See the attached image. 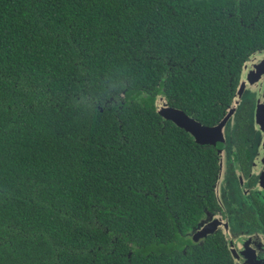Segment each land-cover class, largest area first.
<instances>
[{
    "label": "trees",
    "instance_id": "trees-1",
    "mask_svg": "<svg viewBox=\"0 0 264 264\" xmlns=\"http://www.w3.org/2000/svg\"><path fill=\"white\" fill-rule=\"evenodd\" d=\"M262 51L264 0H0V264H234L190 238L218 150L161 108L217 125Z\"/></svg>",
    "mask_w": 264,
    "mask_h": 264
},
{
    "label": "flooded vegetation",
    "instance_id": "flooded-vegetation-1",
    "mask_svg": "<svg viewBox=\"0 0 264 264\" xmlns=\"http://www.w3.org/2000/svg\"><path fill=\"white\" fill-rule=\"evenodd\" d=\"M242 98L241 110L248 108L245 150L237 149V139L230 138L227 130L223 147L228 154L223 158L221 178L215 185L219 207L204 213L190 238L193 240L197 230L217 219L220 226L211 235L219 232L225 243L228 238L233 241L235 250L240 252L238 264H264V160L258 161V156L264 154V140L252 138L247 129L256 117L257 94H243Z\"/></svg>",
    "mask_w": 264,
    "mask_h": 264
},
{
    "label": "water",
    "instance_id": "water-1",
    "mask_svg": "<svg viewBox=\"0 0 264 264\" xmlns=\"http://www.w3.org/2000/svg\"><path fill=\"white\" fill-rule=\"evenodd\" d=\"M243 94L248 96H258L257 113L254 120L249 122L247 129L253 130L257 136L253 138H261L264 140V51L256 52L251 55L243 65L240 84L233 97L230 107L228 108L222 120L214 126H204L192 117H189L183 111L170 107L164 104L161 108V114L167 119L172 121L178 127L190 133L195 141L200 144L213 145L219 154V179L223 170V143L222 140L228 135L234 138L235 126L237 123L238 114L243 106ZM258 114V115H257ZM264 151V149H263ZM264 154L258 156V161L262 163ZM219 221L213 220L206 224L201 229L197 230L193 235V240L206 239L209 235L215 232L220 226ZM227 249L230 252L234 264H238V255L240 252L235 250L234 243L231 239H227ZM245 264V263H244ZM255 264V263H254Z\"/></svg>",
    "mask_w": 264,
    "mask_h": 264
},
{
    "label": "rangeland",
    "instance_id": "rangeland-1",
    "mask_svg": "<svg viewBox=\"0 0 264 264\" xmlns=\"http://www.w3.org/2000/svg\"><path fill=\"white\" fill-rule=\"evenodd\" d=\"M169 7L172 9H179V3L178 2H169ZM248 134L253 138L254 136H257L255 133H253V130L251 131L250 129L248 130ZM225 138H228L227 136ZM225 138L222 140V143L225 144ZM223 158H227V149L223 147Z\"/></svg>",
    "mask_w": 264,
    "mask_h": 264
}]
</instances>
